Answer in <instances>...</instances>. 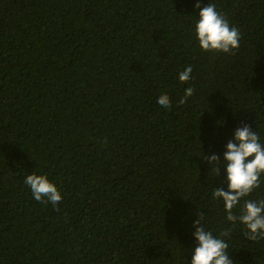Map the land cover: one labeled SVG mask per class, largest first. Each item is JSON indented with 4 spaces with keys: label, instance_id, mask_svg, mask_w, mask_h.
<instances>
[{
    "label": "trees",
    "instance_id": "obj_1",
    "mask_svg": "<svg viewBox=\"0 0 264 264\" xmlns=\"http://www.w3.org/2000/svg\"><path fill=\"white\" fill-rule=\"evenodd\" d=\"M197 2L0 0V264H191L198 218L232 229L233 264H264V238L213 198L226 168L203 159L244 123L264 145V0H199L238 28L235 54L200 47ZM33 173L57 206L34 200ZM260 180L234 214L264 200Z\"/></svg>",
    "mask_w": 264,
    "mask_h": 264
},
{
    "label": "clouds",
    "instance_id": "obj_2",
    "mask_svg": "<svg viewBox=\"0 0 264 264\" xmlns=\"http://www.w3.org/2000/svg\"><path fill=\"white\" fill-rule=\"evenodd\" d=\"M200 9L199 19L195 24V32L200 47L206 52H223L235 54L239 48L241 34L238 28L230 26L228 20L221 15L214 3L209 2L201 8L198 2L195 5ZM193 69L188 66L180 72L179 81L188 82L191 79ZM194 94V89L188 87L179 103H186L187 99ZM164 108H171L172 100L168 94H161L157 100ZM259 135L244 123L235 130L234 136L226 145L223 158L217 154L203 156L209 164V170L215 172L216 177L221 175V166L227 172V190L216 187L213 198H222L227 221L242 223L248 239L256 241L264 238V200H244L241 214L236 215L233 209L240 201L249 196L255 189L261 186L260 177L264 174V145L260 142ZM33 194V198L40 202H50L57 206L63 196L58 186L51 182L46 175L30 174L25 178ZM202 218L194 222L196 228L193 233L197 244L192 249L191 264H233L228 252L229 245L223 237L230 235L232 229L227 228L215 236L212 231L206 230L201 223Z\"/></svg>",
    "mask_w": 264,
    "mask_h": 264
}]
</instances>
